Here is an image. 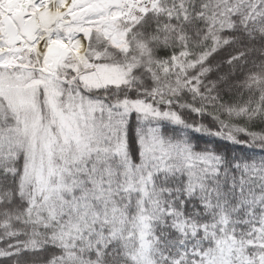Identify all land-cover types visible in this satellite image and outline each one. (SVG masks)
<instances>
[{"label": "snow or ice", "instance_id": "1", "mask_svg": "<svg viewBox=\"0 0 264 264\" xmlns=\"http://www.w3.org/2000/svg\"><path fill=\"white\" fill-rule=\"evenodd\" d=\"M0 264H264V0H0Z\"/></svg>", "mask_w": 264, "mask_h": 264}]
</instances>
